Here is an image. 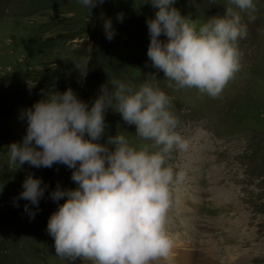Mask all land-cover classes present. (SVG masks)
<instances>
[{
  "label": "rangeland",
  "instance_id": "374dc122",
  "mask_svg": "<svg viewBox=\"0 0 264 264\" xmlns=\"http://www.w3.org/2000/svg\"><path fill=\"white\" fill-rule=\"evenodd\" d=\"M145 2L106 0L90 15L79 0H0V264H86L60 260L47 232L49 217L64 202H54L50 194L58 183L76 188L74 170L25 164L12 171L7 146L26 134L20 112L42 98V89L72 87L91 106L100 86L113 78L139 85L152 72L165 79L147 56L146 21L158 9ZM225 2L176 0L174 6L204 21L222 14ZM254 3L256 11L244 15L248 35L239 42L240 70L219 98L195 89L173 92L161 81L175 97L180 130L191 140L189 152L175 157L187 179L169 212L174 243L161 264H264V0ZM109 18L116 32L111 41L103 30ZM80 56L92 58L83 82L70 62ZM27 81L35 85L31 92ZM106 124L102 143L118 131L139 142L136 126L112 109ZM29 172L48 186L39 207L32 206L34 219L25 211L28 202L19 199Z\"/></svg>",
  "mask_w": 264,
  "mask_h": 264
},
{
  "label": "clouds",
  "instance_id": "9594fccd",
  "mask_svg": "<svg viewBox=\"0 0 264 264\" xmlns=\"http://www.w3.org/2000/svg\"><path fill=\"white\" fill-rule=\"evenodd\" d=\"M105 2L79 0L90 15ZM149 3L158 10L146 21L147 56L165 79L152 72L139 85L113 78L100 86L91 106L72 87L63 92L42 89V98L20 112L26 134L7 146L12 171L25 164L74 170L71 179L77 187L65 189L58 183L50 194L54 202L64 201L47 223L62 261L161 264L169 257L174 242L168 216L187 179V170L175 157L189 152L191 140L180 130L175 97L161 87V81L173 92L195 89L201 96L217 99L240 70L239 42L248 35L244 15L256 11L254 0H226L222 14L204 21L182 15L174 6L176 0H146ZM123 18L122 13L117 15L121 22ZM103 30L111 41L116 32L110 18ZM91 60L90 56L70 58L79 82L88 76ZM26 83L31 92L35 85ZM109 109L136 126L139 142H132L126 131L101 142ZM47 187L32 172L23 181L19 199L28 202L25 211L32 219L36 214L32 206L39 207Z\"/></svg>",
  "mask_w": 264,
  "mask_h": 264
}]
</instances>
